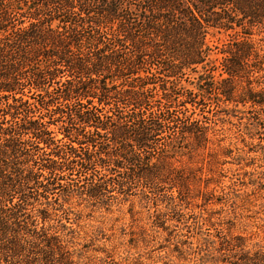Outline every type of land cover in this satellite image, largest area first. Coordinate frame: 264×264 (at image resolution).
<instances>
[{
  "label": "trees",
  "instance_id": "1",
  "mask_svg": "<svg viewBox=\"0 0 264 264\" xmlns=\"http://www.w3.org/2000/svg\"><path fill=\"white\" fill-rule=\"evenodd\" d=\"M241 106L256 138L264 0H0V264H105L84 218L185 202L175 162L210 143L205 113ZM201 240V264H264L241 236Z\"/></svg>",
  "mask_w": 264,
  "mask_h": 264
},
{
  "label": "rangeland",
  "instance_id": "2",
  "mask_svg": "<svg viewBox=\"0 0 264 264\" xmlns=\"http://www.w3.org/2000/svg\"><path fill=\"white\" fill-rule=\"evenodd\" d=\"M218 37L225 39L213 37V45ZM205 114L212 122L210 143L175 162L193 175L189 198L172 211L133 198L86 215L81 224L89 236L81 240L95 263L201 264L200 256L212 252L201 239L217 233L243 237L246 251L264 246V129L256 138L247 135L242 106L231 115L222 108ZM79 206L87 208V202L71 199L70 217L85 216ZM159 211L164 212L157 220Z\"/></svg>",
  "mask_w": 264,
  "mask_h": 264
}]
</instances>
